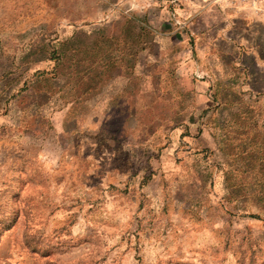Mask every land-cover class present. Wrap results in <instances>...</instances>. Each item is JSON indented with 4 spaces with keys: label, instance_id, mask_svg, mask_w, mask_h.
<instances>
[{
    "label": "rangeland",
    "instance_id": "374dc122",
    "mask_svg": "<svg viewBox=\"0 0 264 264\" xmlns=\"http://www.w3.org/2000/svg\"><path fill=\"white\" fill-rule=\"evenodd\" d=\"M210 1L0 0V264H264V0ZM212 77L237 85L232 145Z\"/></svg>",
    "mask_w": 264,
    "mask_h": 264
},
{
    "label": "trees",
    "instance_id": "16d2710c",
    "mask_svg": "<svg viewBox=\"0 0 264 264\" xmlns=\"http://www.w3.org/2000/svg\"><path fill=\"white\" fill-rule=\"evenodd\" d=\"M73 41V39H71V42ZM70 42V40H69ZM69 42H67L68 44H70ZM68 50L67 52L65 51H58L57 56L58 58L56 59V65L63 63L65 60L68 61V59H70L71 57V49L70 47H67ZM141 49H143V47H141ZM77 50V55H82V59L84 57V55L86 54L85 49H75ZM80 50V51H79ZM230 56L227 55L226 57H223V61L230 59ZM231 59H235V54L231 55ZM227 63L223 62V67H226ZM224 69V68H223ZM57 70H53L54 73H57ZM223 74V73H222ZM69 75V73L67 74ZM224 75V74H223ZM225 75H229L228 73ZM61 76H65L64 74L59 72V75H55V78H63ZM254 77V74H253ZM241 84V83H240ZM212 86H214L213 89V96H212V100H213V110L216 113V116L214 118V122H213V136L217 139L218 141V145H232L231 141L233 139V135H231V133H233L234 131V127L232 125V121H234V117L231 115L232 114V109L234 106V102H236L235 97H237L238 95H236V87L237 85H235L234 83H230L229 80H226L225 82L222 80V77H217L214 81V84H212ZM250 89L248 90V94L253 92L254 89L252 87V85H249ZM86 93V91L80 92L79 94L82 96ZM241 96L239 97L240 100H237V102H245L244 99V95L245 92L243 91L242 93H240ZM250 95V94H249ZM234 97V99H233ZM242 100V101H241ZM261 105V104H260ZM238 108L240 109L241 105H237ZM243 109H240L241 112H239L241 115L243 114V119L239 122H245V118L246 115L245 113V108L244 106L242 107ZM250 112H249V116L248 119H251L250 116ZM259 119H260V126L258 125V133H261L262 136H260L259 138V144L258 145H262V147L264 148V112H260V114L258 115V123H259ZM235 123V122H234ZM248 123V122H247ZM251 120L249 121V125L248 128L250 126ZM245 125V123L243 124ZM249 130V129H248ZM240 131V130H239ZM243 132V133H242ZM246 132V128H244L243 126V130L241 131L242 134H245ZM252 139L249 138L248 139V145H251L252 143ZM244 145H246V141L243 140Z\"/></svg>",
    "mask_w": 264,
    "mask_h": 264
},
{
    "label": "crops",
    "instance_id": "0c3cea01",
    "mask_svg": "<svg viewBox=\"0 0 264 264\" xmlns=\"http://www.w3.org/2000/svg\"><path fill=\"white\" fill-rule=\"evenodd\" d=\"M224 2L225 0H212L208 3V6H211V7H215V9L218 11V12H221V10H224L225 11V7H224ZM174 6V5H173ZM211 7H209L208 9H210ZM173 10V8H172ZM175 12L177 13L178 10L174 9ZM229 10V8H227V11ZM167 12V10L165 9V11H163L161 13V18H158V20H162V19H165L164 17L162 16H167L165 13ZM182 12V10L180 11ZM206 11H204L203 14H205ZM172 14L173 11H172ZM166 34V33H164ZM168 36H169V41H166V43H164V41H161V48L162 49H165V50H173L175 52V54L177 55V58L178 59H182L185 55H186V51H187V45H188V39L192 41L191 39V35H186L184 37H182L181 35L178 37L176 36L178 39L175 40V35H171L173 34L172 32H169L167 33ZM198 35H196L195 37L193 38H196V40H198L200 42L195 40V43H196V48L199 50L202 49L201 51V54L199 53L198 54V60H201V62H203V64L206 65L207 69L209 70H213V66L216 64L217 68L219 69L220 68V61H219V58L218 59H212L213 58V55H217L218 54V42L217 40L219 39V37L216 35H214L213 31H210V30H201L200 32L197 33ZM218 38V39H217ZM226 42V41H224ZM228 42V40H227ZM208 51V53H207ZM207 54V55H205ZM212 59V64L210 66V62L209 60ZM183 63V62H182ZM184 64V63H183ZM208 64V65H207ZM217 78V77H216ZM212 80V83L211 84H214V77L211 78ZM217 140V139H216ZM216 145H218V141H216Z\"/></svg>",
    "mask_w": 264,
    "mask_h": 264
}]
</instances>
